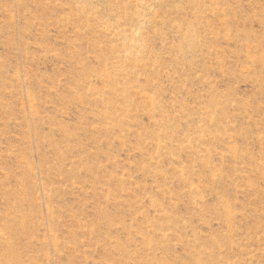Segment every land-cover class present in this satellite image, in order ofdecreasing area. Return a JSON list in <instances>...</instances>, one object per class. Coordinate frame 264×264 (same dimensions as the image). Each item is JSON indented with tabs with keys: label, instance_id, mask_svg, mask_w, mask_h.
<instances>
[{
	"label": "rangeland",
	"instance_id": "374dc122",
	"mask_svg": "<svg viewBox=\"0 0 264 264\" xmlns=\"http://www.w3.org/2000/svg\"><path fill=\"white\" fill-rule=\"evenodd\" d=\"M0 264H264V0H0Z\"/></svg>",
	"mask_w": 264,
	"mask_h": 264
}]
</instances>
